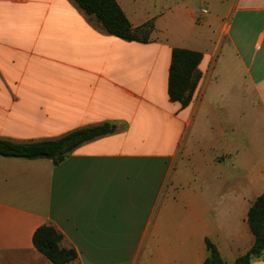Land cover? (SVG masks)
I'll list each match as a JSON object with an SVG mask.
<instances>
[{
    "label": "crops",
    "instance_id": "1",
    "mask_svg": "<svg viewBox=\"0 0 264 264\" xmlns=\"http://www.w3.org/2000/svg\"><path fill=\"white\" fill-rule=\"evenodd\" d=\"M117 2L134 29L153 25L146 43L107 34L73 0H0V139L117 126L59 165L0 156V264H52L33 242L43 226L76 250L68 264H204L207 240L236 264L264 193V0ZM175 48L203 55L185 108L168 94ZM223 74L258 99L240 109L261 137L237 98L210 99Z\"/></svg>",
    "mask_w": 264,
    "mask_h": 264
},
{
    "label": "trees",
    "instance_id": "2",
    "mask_svg": "<svg viewBox=\"0 0 264 264\" xmlns=\"http://www.w3.org/2000/svg\"><path fill=\"white\" fill-rule=\"evenodd\" d=\"M86 15L92 16L104 31L127 42L148 41L147 34L153 28L151 23L134 29L117 0H73ZM203 59L200 52L175 48L172 51L168 79V94L172 102H179L187 107L193 97L201 74L198 67ZM117 126L104 123L97 126L80 128L56 139L31 143H14L0 139V156L22 158L27 160L50 159L54 165L62 163L81 145L95 139L112 135ZM249 226L255 236L253 247L236 264H251L256 258L264 255V193L258 197L249 211ZM63 236L53 227L39 228L33 238L35 247L43 253L52 264H68L78 258L74 249H63L60 244ZM209 256L204 264H224L217 247L206 241Z\"/></svg>",
    "mask_w": 264,
    "mask_h": 264
},
{
    "label": "rangeland",
    "instance_id": "3",
    "mask_svg": "<svg viewBox=\"0 0 264 264\" xmlns=\"http://www.w3.org/2000/svg\"><path fill=\"white\" fill-rule=\"evenodd\" d=\"M133 53H134L133 50L129 47H126L124 49V54L126 56L132 55ZM222 77H223L222 80L218 79L212 85L211 94L209 93L210 99L213 101L214 104L226 106V105H229L231 100H233L234 98H237V103L239 104L238 112H237L238 122L247 120L249 122L255 123L254 124V127H255L254 138L261 137V135H259L258 133L262 132L263 130L257 127V122L259 118L257 117L256 113H251L250 111L243 112L240 109V104L243 101V99H247L248 101H252V102L254 101V103H257L258 99L256 97H251V96L246 95L242 88L229 89L226 85L228 82L226 78V74H223ZM164 153H167V151L163 149L158 150V154H164Z\"/></svg>",
    "mask_w": 264,
    "mask_h": 264
},
{
    "label": "built area",
    "instance_id": "4",
    "mask_svg": "<svg viewBox=\"0 0 264 264\" xmlns=\"http://www.w3.org/2000/svg\"><path fill=\"white\" fill-rule=\"evenodd\" d=\"M201 13L203 16H206L209 13V11L207 9H203Z\"/></svg>",
    "mask_w": 264,
    "mask_h": 264
}]
</instances>
